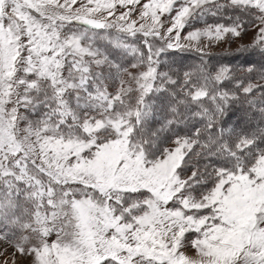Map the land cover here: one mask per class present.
I'll list each match as a JSON object with an SVG mask.
<instances>
[{"label":"snow or ice","instance_id":"6c2138e0","mask_svg":"<svg viewBox=\"0 0 264 264\" xmlns=\"http://www.w3.org/2000/svg\"><path fill=\"white\" fill-rule=\"evenodd\" d=\"M138 2L0 0V242L30 264H264V0H150L140 18L151 24L136 27L131 10L109 19ZM174 6L175 42L154 47L148 37ZM227 8L251 23L229 16L188 40L255 25L240 51L260 57L258 69L158 71L162 53L184 47L178 30ZM129 56L139 72L123 65ZM234 103L259 123L225 127ZM157 110L165 122L150 131ZM193 119L203 127L157 147L159 132ZM188 233L196 258L183 251Z\"/></svg>","mask_w":264,"mask_h":264},{"label":"trees","instance_id":"16d2710c","mask_svg":"<svg viewBox=\"0 0 264 264\" xmlns=\"http://www.w3.org/2000/svg\"><path fill=\"white\" fill-rule=\"evenodd\" d=\"M236 17L239 16L242 19H244L249 24L250 18L247 15H242L239 10L227 8L224 10V13L222 15H205L203 18H196L192 20L189 24H186L183 28L184 32H189L194 29L201 28L206 25L210 24H228L231 23L230 20H228V17ZM253 25L249 26L247 29L251 28ZM103 31V30H101ZM137 42H140L144 39V37L140 34L134 38ZM148 39L151 41L152 37H148ZM102 47L108 48L112 54L113 58H116L117 50L111 49V46L107 45L105 42H100ZM142 49L145 50V53H147V50L145 46L140 43L139 45ZM239 50L235 51H228V52H218V53H212V54H206L201 52H195V51H189V50H174V51H166L161 54L160 59L162 60V63L158 69V71H169V70H175L179 74H183L184 71H192L193 73L196 72V70L199 67H202L203 64H206L208 69L213 72H215L216 69H218L221 66H229L234 71L236 69H244L250 64L255 63V67L258 69L260 67V57L254 56L251 53H241ZM123 62V65L125 67H128L133 62L132 57H121L120 58ZM171 74V72H170ZM238 77L245 81V83L251 81L252 83H257L256 79H252V77L255 75L248 74L244 71H239L237 73ZM174 87V86H172ZM220 87H226L229 90L236 91V87L234 83L232 82H225L224 85H221ZM243 87V85H241ZM161 97L165 96L166 93L159 94ZM238 95L241 97L244 96V93L238 92ZM258 100V97L256 98ZM159 104V101H157ZM34 116L36 119V116L33 114H28V116ZM165 122V115L157 110L154 118L148 122V129L150 131H156L157 129L161 128V126ZM257 123H259V113L257 110L252 109L249 107L247 103L241 104V103H234L230 106L229 112L227 113L226 117L224 118L223 124L225 127H239L240 129H245L248 127H253ZM202 128L203 127V121L201 120H189L186 121L183 124L176 125L174 127H170L166 131L159 132L158 134V141H157V147L159 149L167 148L169 144H171L177 135L180 136H191L194 133L195 128ZM195 151V148L193 149ZM191 173L190 171L184 172L183 175H187ZM200 189L197 188V190L194 192V195H199Z\"/></svg>","mask_w":264,"mask_h":264},{"label":"rangeland","instance_id":"374dc122","mask_svg":"<svg viewBox=\"0 0 264 264\" xmlns=\"http://www.w3.org/2000/svg\"><path fill=\"white\" fill-rule=\"evenodd\" d=\"M63 2V0H61ZM147 2H150V0H139L138 3L135 5H129L127 8L121 7L119 4H117V8L115 10V16L110 17L109 19H115L117 16L120 15L122 12H129L130 15L128 16L129 21H135L136 27H139L141 24H151L152 21L150 18L141 19L140 13L143 11V5ZM181 0H176V5L178 6ZM86 3V0H76V4L73 5V8H79L82 4ZM35 14V13H34ZM175 16V6L171 13H163L160 14V36L156 37L155 39H151L154 47H162L166 45L169 42H175V37L177 35V31L174 30L171 33L168 32L169 28H172L173 26V17ZM206 26H203L198 29H194L192 31L197 30H204ZM179 31V44L184 45V47H177V48H170L167 49V51H174V50H189V51H195V52H201L206 54H212V53H218V52H228V51H235L241 49L242 46L250 45L254 42V38L257 34V28L255 25H253L251 28L247 29V31H242L240 37H234L231 34H226L224 36L223 40H214L209 39L205 36H202L200 40L197 41H189L187 36L188 33L192 32H184L183 29L178 30ZM140 35V34H139ZM138 36V35H137ZM129 67V66H128ZM141 68H131L129 67V71L136 73L139 72ZM116 90V83L115 82H109V91L114 92ZM21 112L28 117V119L32 120L35 119L34 116H28V114L23 109H21ZM33 115V114H31ZM25 125L22 123L21 127H24ZM175 144L174 141L167 146V148H174ZM179 171V170H178ZM182 175V178H187L188 175ZM171 207V203L169 205ZM195 233H188L185 237V247L183 251L186 255L196 258V252L195 249L191 247V240L195 238ZM55 239V235L53 234L49 240ZM31 257H24L20 254L16 253L15 256L13 255V247L10 244H7L5 242H0V264H30Z\"/></svg>","mask_w":264,"mask_h":264}]
</instances>
